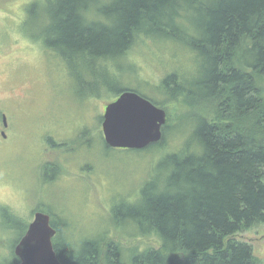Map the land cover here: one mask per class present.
Listing matches in <instances>:
<instances>
[{
	"label": "trees",
	"instance_id": "trees-1",
	"mask_svg": "<svg viewBox=\"0 0 264 264\" xmlns=\"http://www.w3.org/2000/svg\"><path fill=\"white\" fill-rule=\"evenodd\" d=\"M47 12L54 22L45 44L69 63L82 60L93 77L113 79L104 65L126 61L147 38L191 49L203 73L191 88L188 75L174 70L157 84L168 99L204 111L191 115L196 124L185 146L164 159L168 172L154 193L146 187L126 213L134 236L158 240L134 251L133 264H261L241 234L264 224V0H56ZM190 15L201 18L197 33L186 26ZM125 89L143 95L131 86L111 91ZM168 127L147 147H160ZM52 224L62 264L101 263L104 235L76 252L59 239L64 224ZM121 248L106 244L103 261L121 264Z\"/></svg>",
	"mask_w": 264,
	"mask_h": 264
},
{
	"label": "rangeland",
	"instance_id": "rangeland-1",
	"mask_svg": "<svg viewBox=\"0 0 264 264\" xmlns=\"http://www.w3.org/2000/svg\"><path fill=\"white\" fill-rule=\"evenodd\" d=\"M55 6L56 0H0V130L2 114L8 122L6 137L0 134V264L16 260L14 247L39 209L64 224L59 239L74 251L104 235L100 262L113 242L122 247L121 264H133L134 251L155 248L158 240L134 236L126 213L138 206L146 187L154 193L158 177L168 172L164 159L185 146L196 124L191 115L204 111L168 99L157 84L174 70L188 75L191 88L203 73L191 49L147 38L133 45L120 66L104 65L113 79L93 77L82 60L69 63L43 41L54 22L48 8ZM200 20L190 15L186 26L195 31ZM127 86L165 109L169 127L160 147L106 146L102 114L118 95L111 90ZM241 239L264 264V224Z\"/></svg>",
	"mask_w": 264,
	"mask_h": 264
},
{
	"label": "water",
	"instance_id": "water-1",
	"mask_svg": "<svg viewBox=\"0 0 264 264\" xmlns=\"http://www.w3.org/2000/svg\"><path fill=\"white\" fill-rule=\"evenodd\" d=\"M166 120L164 108L132 89H125L105 106L101 122L104 142L111 148H146L162 138V127ZM2 123L7 125L5 115L2 116ZM1 134L5 136L4 131ZM55 232L49 215L42 211L35 212L33 220L14 247L19 261L12 264H62L53 246Z\"/></svg>",
	"mask_w": 264,
	"mask_h": 264
},
{
	"label": "flooded vegetation",
	"instance_id": "flooded-vegetation-1",
	"mask_svg": "<svg viewBox=\"0 0 264 264\" xmlns=\"http://www.w3.org/2000/svg\"><path fill=\"white\" fill-rule=\"evenodd\" d=\"M3 115H5V114H2V116H3ZM1 119H2V118H1ZM6 122H7V119H6ZM2 126H3V129L0 130V134H1L3 131H4V133H5V129L8 127V122H7V125H6V126H4V124L2 123ZM1 136H2V134H1ZM2 137L5 138V137H6V133H5V136H2ZM37 211H42V210L39 209V210L34 211V213H33V218H34V214H35V212H37ZM42 212H44V211H42ZM45 213H46V212H45ZM47 214H48V213H47ZM48 215H49V214H48ZM32 220H33V219H32ZM32 220H31V221H32ZM31 221H30V222H31ZM49 222H50L51 226L54 227L53 224H52L53 222L51 221V216H50V215H49ZM28 225H29V224H28ZM28 225H27V227H28ZM27 227H26V229H27ZM26 229H25V231H26ZM55 230H56V232H55L54 236L52 237V241H53V239H54L56 236H58L57 229H55ZM25 231H24V233H25ZM24 233H23V234H24ZM21 237H22V236H21ZM17 261H19V259H18V257L16 256V260H14L12 263L17 262ZM12 263H10V264H12ZM100 264H101V263H100Z\"/></svg>",
	"mask_w": 264,
	"mask_h": 264
}]
</instances>
